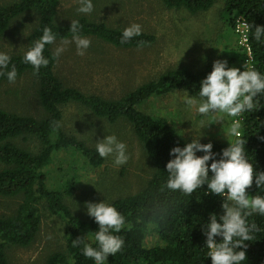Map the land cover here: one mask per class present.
I'll return each instance as SVG.
<instances>
[{
    "label": "trees",
    "instance_id": "trees-1",
    "mask_svg": "<svg viewBox=\"0 0 264 264\" xmlns=\"http://www.w3.org/2000/svg\"><path fill=\"white\" fill-rule=\"evenodd\" d=\"M162 1L167 8H182L190 14L206 11L213 4V0ZM58 3L59 0H17L0 5V36L21 15H27L33 23L25 37V51L10 54L8 69L0 71L6 73L15 65L17 79L26 72L31 73L37 79L35 94L44 111L42 116L32 117L0 108V197L18 200L14 211L0 214V264L9 263L7 249L12 246L27 248L34 242L40 230V209L43 208L66 224L64 248L48 255L45 264H95L92 258L83 255V245L73 247L72 244L73 239L86 236V243L98 247L95 232L99 228L93 217L74 214L65 203L66 195H71L74 190V181L61 188H49L47 183L46 169L54 153L60 150L78 151L95 168L104 162L96 147L62 129L63 106L69 103L87 108L96 118H105L109 122L118 118L129 121L151 164V171L136 192L107 201L125 216L126 223L118 233L125 240L124 247L115 256L109 255L106 264H211L202 227L209 222L211 213L218 217L223 214L224 197L212 194L206 184L190 196L166 189V164L174 158L170 150L176 146L184 147L189 142L167 118L147 113L140 105L152 95H166L176 90L198 98L201 81L212 71L215 60L226 59L229 67L243 71L244 54L217 57L196 71L187 67L164 71L119 99L86 94L58 75L52 44L46 45L43 52L49 64L42 66L38 74H34L31 64L24 62L25 53L42 36L44 27L56 33V40L73 36L71 22L62 25L56 22ZM224 10L232 30L238 17L247 25H253L252 30L248 28L253 67L264 73V38L260 42L254 38L255 25H264V0H226ZM75 20L82 26L80 36L94 37L116 47H139V41L149 45L155 40L154 35L142 32L121 44L123 31L119 28L91 21L83 15ZM238 61L240 64L234 65ZM3 82H9L6 74L0 75V84ZM259 101V109L238 117L241 125L238 133L246 139L245 149L256 170L264 171V139H261L264 137V95H259ZM31 141L35 143L34 150L26 146ZM209 142L213 144L215 159H220L222 150L229 146V143L216 140L201 143ZM196 154L204 153L198 151ZM209 175H212L210 170ZM248 191L264 195V189H258L255 183ZM163 205L168 207L166 215H162L158 207ZM249 219L254 220L261 231L254 234L255 240L245 241L248 244L247 259L242 264H264V216L257 214ZM147 235L155 236V242L150 246L145 244Z\"/></svg>",
    "mask_w": 264,
    "mask_h": 264
},
{
    "label": "rangeland",
    "instance_id": "rangeland-1",
    "mask_svg": "<svg viewBox=\"0 0 264 264\" xmlns=\"http://www.w3.org/2000/svg\"><path fill=\"white\" fill-rule=\"evenodd\" d=\"M17 0H0V5ZM94 10L90 14L77 11L78 0H59L56 22L65 24L79 16H86L94 22L124 30L132 23H138L142 32L154 35L152 44L142 47H116L94 37L84 56L77 55L76 45H68L56 60L58 75L69 85L86 94L100 95L107 99H119L140 84L153 80L164 71L178 67L193 70L203 68L220 56H238L243 52L237 42L228 15L224 10L226 0H213L206 11L190 14L179 8H167L162 0H92ZM27 15L13 20L7 31L0 36V52L22 53L26 48V35L33 23ZM85 37V36H84ZM67 38L65 40H71ZM64 40H56L52 50ZM240 61L234 63L238 65ZM240 64V63H239ZM244 66L243 62L241 63ZM37 79L29 72L15 83L0 84V108L32 117L44 114L35 90ZM184 92L176 90L166 95H152L140 108L152 115L163 116L191 142L193 135H199L200 142L216 140L229 143L236 136L231 133L232 124L239 120L219 113L221 122L201 128V121L207 123L214 116H202L195 107L181 101ZM62 129L74 134L87 145L96 147V142L106 135H115L127 145L129 160L116 166L114 157L104 158L99 167L90 166L78 151L71 148L53 155L46 169L49 188L69 186L74 181V190L66 195L65 203L77 215L87 216L85 202L99 203L136 192L151 171V164L143 153L135 136L132 124L124 118L109 122L96 118L91 110L69 103L63 106ZM91 121V125L89 122ZM240 121V120H239ZM201 128V129H200ZM240 132V129L237 130ZM229 139V140H228ZM26 146L35 147L34 142ZM17 199L0 197V214L16 209ZM42 208V207H41ZM41 224L34 242L27 248L12 246L7 249L8 264H45V258L53 251L62 250L65 244L66 224L59 216L40 209ZM155 236L147 235L145 244L150 246Z\"/></svg>",
    "mask_w": 264,
    "mask_h": 264
},
{
    "label": "clouds",
    "instance_id": "clouds-1",
    "mask_svg": "<svg viewBox=\"0 0 264 264\" xmlns=\"http://www.w3.org/2000/svg\"><path fill=\"white\" fill-rule=\"evenodd\" d=\"M78 12L90 14L94 10L92 0H78ZM79 21L72 20L70 31L73 33L71 40H64L56 47L53 56H59L66 47L75 43L77 55L84 56L85 51L91 46V40L80 36ZM250 30L253 25H246ZM142 33L138 23L127 26L122 33L120 43L124 44L133 37ZM254 38L262 41L264 38V25H255ZM56 42V33L49 27L43 28V34L27 50L24 62L32 65L34 74L40 68L46 67L49 60L43 55L46 45ZM139 46L146 44L139 41ZM11 57L6 52H0V70L8 69ZM7 76L10 83L17 79V69L12 65L11 70L0 71V75ZM264 95V73L247 63L244 70L238 67H229L226 59H217L213 62L212 71L201 81L198 98L185 93L181 101L189 107H195L198 114L208 117L214 116L207 123L201 121V128L211 123L221 122L222 118L215 114L223 113L230 117H241L261 107L259 95ZM240 121L232 124L231 133L236 136L235 141L229 140V146L222 150L220 159H215L213 144L201 143L199 135H193L191 142L184 147L176 146L170 150V159L166 164L168 178L166 189L190 196L203 185L212 193L224 197L223 214L217 216L210 214L209 222L202 227L206 236V248L211 258V264H242L247 259L245 241L255 240V233L261 231L260 227L250 217L264 216V195L250 194L248 189L255 183L258 189H264V171H257L245 149L246 139L238 133ZM200 128V129H201ZM264 139V137H261ZM96 150L100 157H114V164L121 166L129 160L127 145L115 135H106L96 142ZM200 151L203 155H197ZM211 161L209 164L208 162ZM209 170L212 175H209ZM164 190L163 188L161 189ZM87 214L98 223L95 232V241L98 247L86 243V236L72 240L73 247L83 245V255L92 258L95 264H106L109 255L115 256L125 244V240L118 233L125 227V216L111 203L105 200L85 202ZM162 215L168 212L167 205L158 206ZM220 237L219 240L216 238Z\"/></svg>",
    "mask_w": 264,
    "mask_h": 264
},
{
    "label": "built area",
    "instance_id": "built-area-1",
    "mask_svg": "<svg viewBox=\"0 0 264 264\" xmlns=\"http://www.w3.org/2000/svg\"><path fill=\"white\" fill-rule=\"evenodd\" d=\"M246 25L247 23L241 17H238L234 23L233 32L245 57L243 64L247 63L249 67H253L252 52L248 40V27Z\"/></svg>",
    "mask_w": 264,
    "mask_h": 264
}]
</instances>
